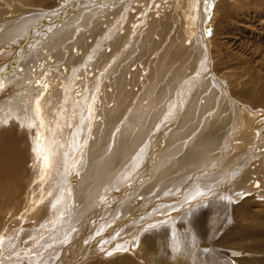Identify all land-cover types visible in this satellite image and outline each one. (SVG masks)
Returning <instances> with one entry per match:
<instances>
[{"label":"rangeland","instance_id":"obj_1","mask_svg":"<svg viewBox=\"0 0 264 264\" xmlns=\"http://www.w3.org/2000/svg\"><path fill=\"white\" fill-rule=\"evenodd\" d=\"M71 1L0 0V33L33 15L40 16L34 24L35 31L43 32L38 36L34 33L37 39L29 48L33 54L26 56L24 52L23 57L17 56L7 72L0 74V88L4 89L0 99V264H44V250L53 247L62 237L61 232H65L60 229L61 220L70 219L83 195L77 192L84 186L79 182L80 175L88 167L86 162L82 163L83 154L89 150L90 140L98 142L94 148L99 147L97 136L101 137L105 125H109L103 114L114 99L122 96L119 93L114 97L110 92L115 90V84H109L114 76L109 70L119 59L124 60L118 61V70H127L133 60L130 73L123 76L128 81L125 85L128 87L123 89L131 95L139 94L147 84L149 71L164 74L166 63L181 68L187 56L178 48H193L194 52L198 41L203 36L207 39L202 49L208 68L197 79L208 84L203 87L195 84L182 97L184 102L176 121L170 122L158 141L156 153L147 162L146 171L138 177L144 182L139 190L148 182H152L149 186L152 190L143 196L133 191V186L129 188V207L135 206L139 198L152 197L175 175L172 162L181 158L185 148L177 149L182 140H176V135L168 140L178 128V132H184L192 125L205 132L222 133V128L217 131L216 125L222 127L225 118L233 115L242 118L246 112L248 116L243 120L249 121L251 113L264 112V0H211L209 13L202 18L207 20L204 31L194 19L198 26L193 25V35L187 26L192 9L187 7L189 0H150L146 6L143 0H74L77 2L69 4ZM194 1L191 7H195L197 0ZM108 18L111 19L107 21ZM127 31L133 45L128 49L125 42L118 46V51H113L109 44ZM141 41L148 45L147 53L141 57L139 54L134 60L139 48H143ZM126 48L135 50L127 55ZM99 54H109L110 58L95 68L93 64ZM2 59L0 63L5 62ZM17 99L26 105L14 106ZM190 104L194 106V114L185 117L181 127L179 116L190 109ZM22 106L27 110L21 111ZM144 117L138 114L128 122L137 128L135 124ZM243 122L229 135L241 136L239 133L249 128V123ZM81 124L85 125L82 134ZM195 130L183 141L189 140ZM243 140L237 139L232 144L240 145ZM236 152L232 146L224 157L233 160ZM88 153L93 154L91 150ZM100 153L92 162L100 159ZM220 179L219 176L209 182L211 187L205 191L206 197L186 199L176 212L172 211L174 214L169 212L168 219L143 220L137 225L140 231L135 232L137 239H132L133 229L119 235V241L125 236L130 239L125 249L113 248L104 253L93 249L77 264H264V196L257 195L264 190L244 188L242 191L247 194L234 200L228 197L229 193L222 195L225 186L219 184ZM226 184L228 188L230 182ZM145 206L133 208L124 216L118 214V219L125 222L128 219L130 223L141 217L142 212L147 213L144 209L140 212ZM157 206L153 211L162 207ZM133 241L136 243L132 246Z\"/></svg>","mask_w":264,"mask_h":264},{"label":"bare ground","instance_id":"obj_2","mask_svg":"<svg viewBox=\"0 0 264 264\" xmlns=\"http://www.w3.org/2000/svg\"><path fill=\"white\" fill-rule=\"evenodd\" d=\"M143 1L144 6H146L147 1L150 0ZM193 1L194 0H189L190 5L188 4L187 6L190 7V9L192 8L191 12L189 11L190 9L188 10L190 12V18H188L189 21L187 20V26L188 28H190L189 31L192 35L193 33H195L193 28L198 26L196 25L197 21L199 22V27H202V30L204 31L205 23H207V20L205 18H202L207 15V11L211 6V0H197L195 7L194 5L193 7H191ZM75 2L77 1L73 0L69 4ZM125 3L127 4V1ZM39 19L40 16L36 15L24 17L21 19V21H17L15 24L7 26L0 33V47L5 45L0 52V57L3 58V61H5L3 63H0L1 75H4V73L7 72V70L13 65V62L17 60V56H19V58L23 57L24 52L26 56L33 54L32 49L29 48L31 44L35 42V39H37L35 35H42L43 33L42 32L41 34H39L40 32H37L39 29L35 31L36 28L34 27V24ZM109 19L111 18H108L107 21H109ZM194 19H196L197 21L194 22ZM5 23L8 24L7 21ZM43 25L41 24V26ZM193 25L196 26L194 27ZM208 25H210V23ZM112 30L109 32L110 34L113 33ZM127 34L128 31L125 34H119L116 38H114L113 43H108L109 45H112L113 51H118V46L125 42L128 49L133 45L131 43V40H128ZM189 39H191V37H189ZM194 39L196 41V35ZM206 40V37L203 36L201 38V41H198V44L194 46L196 48V51L194 52L193 48H191L192 50L185 48L181 49V46L178 48V51L180 50L179 52L183 51V53H185L187 56L185 63L181 64L183 65L181 68L178 65L172 67L166 63L164 74H159L158 71H155V73L152 74L148 70V77L145 79H148L147 84L142 88L141 92H138L139 94L135 93L136 95L134 93L133 95H131V92L123 89V87L128 84V79L126 80L127 82H125L123 76L127 73H130L129 67L130 64L133 63V60L128 63L126 67L127 70H118L120 64L117 63L123 61L124 59H119L120 61L117 59L119 62L117 61L115 64H113V66H111V70L109 71H111L114 76L110 72L111 78L112 76L113 78L109 82V84H115V90H110V93L113 94L114 97H116V94L119 93H122V96H120L118 99H114L112 106H109V110H105L103 114L104 118L108 119L109 125H105L104 130L101 133V137L97 136L98 138H100L99 147L94 148L98 142H95V140L91 141L89 139L90 141L87 149L91 150L93 154L89 155V150L86 151L85 154H83V160L85 161H83L82 163L86 162V164H88V167L86 166L85 171L82 172V175H80L82 176V178L79 182H81V184L84 186H81L83 188H79L77 190L78 193L83 192L81 193L83 194V197L80 196V205L79 207L76 206L77 209L75 208L76 211L73 215H71L70 219L68 221L66 220L67 218L64 221L61 220L62 225L60 229L65 230V232H61L62 237L60 238V240H58L56 243H53V247L47 246L48 248L44 250L46 253L42 250L44 252V255H46L45 258L43 257L44 264H56L57 262H59V264H77L86 256L90 255L91 252L96 250L104 253L113 248L122 250L125 249L128 246V242L130 239L125 236L123 238L121 237L119 241V235H123L124 232L127 233L133 229L134 236L132 239L135 240V238L137 237V234L135 232H140L139 228L137 227L139 223L146 219L166 220L169 218V216H171L172 213L174 214L177 211V209L186 199H194V197L196 199H202L206 197L207 194L205 191H208V189L211 187V184L209 182L218 178L219 176L221 178L219 184L223 185V187H226V182H230L229 187H233L232 190L229 187H224V190L222 192L223 196L227 195L226 193H229L228 197L230 199L232 198L235 200L236 198H241L242 194L246 192L245 190L242 191V189L244 188L252 190L256 189L257 187L259 191L261 189L264 190V112L257 114L251 113L252 119L249 118V121L246 120V118L243 120V118L247 115L246 112H244V117H239L240 119L237 118V115H233L232 117L230 116V118L227 119L225 118L224 120H222V127L221 124L216 125V130L219 131L222 128V133H215L213 130L205 132L204 129L202 130L201 128L192 127V125H190L188 128L186 127L187 129L184 128V132H178V129H180L178 128L180 126L179 124H181L182 127L185 123V117H189L191 113L194 114V106L190 104V109L179 116L180 120L178 121L180 122L179 124H177L178 129L174 133H171L172 135L168 140H172V137L176 135V137H174L176 140H182V142L180 141L181 143L180 145H178L177 149L185 148V151L181 158H179L177 161L174 160L172 162V169L175 172V175L171 178L170 182L165 184V186H163L152 197H146L145 199L139 198L136 201L137 203L135 206L131 205L129 207V205L127 204V202H129L128 199L130 198V195H128L130 191L129 188H131L132 186L133 191L137 190V192H139V194L143 196L147 194V192H150L152 190L149 188L150 183L152 184V182H148L147 185H144L143 188L139 190L143 185V180L140 181L138 177L141 174L140 172L146 171L147 162L150 160V156L156 153L159 144L158 141L161 140L162 134L166 132V128L169 124H171L170 122L176 119L175 116H178L177 112L182 108L184 102V100H182V97H184L185 93L191 89V86L195 84H200V87L207 86L206 83L208 81H203V83L201 84L199 80L200 78H202L201 76H203L206 72L205 71L203 74V70H207L208 68L205 65V58L203 56L205 50L203 51L202 49L203 44L205 45L206 43ZM145 41H147L146 38ZM145 41H141L143 48H139L137 56L133 58L134 60L138 59L139 54L141 57L144 53H147L148 45L145 43ZM197 46L200 47V49H197ZM128 49L126 48L127 55H130V53L135 50L132 49L131 51H128ZM117 53L118 52H115V54ZM6 54L8 56L5 58L3 55ZM175 57H177L176 53ZM109 58V54L106 56H102L99 54L93 66L95 65V68H97V66L104 64V61L109 60ZM141 61L140 63L144 65L145 61ZM185 70H188V72L185 73ZM6 80L7 79L2 81L6 82ZM125 87L127 88L128 86ZM3 90H1L0 88V99L3 97V95H1L3 94L1 93ZM223 98L224 97H222V100ZM127 100H130V102L127 103ZM14 102L15 101L12 102L13 105ZM16 105L26 104L25 101H18L17 99L14 106ZM0 108H2L1 105ZM21 108V111L27 110V107L25 106H22ZM2 111L4 112V110ZM188 111L190 112L188 113ZM138 114H143L145 115V117L142 118L141 121H137L138 123L136 122L137 124L135 125L137 126V128H132L133 124H130V118L137 116ZM128 120L130 122H128ZM246 121L249 123V125H247L249 128H246L247 130L240 132L239 134H241V136L233 137V135L236 134L229 135V132L232 133V130L239 129V123H246ZM254 121L255 123L256 121L258 122L256 123V126L252 125L254 124ZM85 125L81 124L79 131L80 133L84 131ZM194 129H196V132L189 140L184 142L183 140L185 139V137L189 135ZM237 139L244 140L243 142L241 141L240 145H234L235 143L232 144ZM232 146H235L238 152L234 153L236 155L234 156L235 158H233V160H231V157V159L226 160V157H224V155L227 154L229 150H232ZM98 153H100V159L92 162V158L95 159ZM69 154L72 155L71 153H68V155ZM69 156L67 157V159L69 158ZM190 158H193V160H191ZM233 162L234 164H236V167H234V169L232 168ZM188 164L191 165L188 166ZM152 170L154 171L155 169L152 168ZM212 170L215 172H211ZM167 188L170 189L167 193L164 194L163 191ZM133 191L131 192L133 193ZM230 191L232 192L230 193ZM257 195L264 196V192H261V194L259 193ZM167 202L170 203L166 205ZM145 203L147 204V207H141L140 212H142V210L144 209V211H146L147 213L144 214L142 212L141 217L137 215L138 219H134V221H132V219V222L130 221V223L128 219H125L126 222H128V225L125 226L126 222L124 220H121L123 218L118 219V216L120 214L124 216V214L126 215L127 213H130L133 208H137L141 205H146ZM157 205H162V207L158 210L153 211V209H155ZM169 212L171 214H169ZM112 221L113 225H109L108 223L111 224ZM61 240L63 241L59 243V241ZM135 243L136 241H133L132 246ZM40 258L41 257H39V259Z\"/></svg>","mask_w":264,"mask_h":264},{"label":"snow or ice","instance_id":"obj_3","mask_svg":"<svg viewBox=\"0 0 264 264\" xmlns=\"http://www.w3.org/2000/svg\"><path fill=\"white\" fill-rule=\"evenodd\" d=\"M110 254V253H109Z\"/></svg>","mask_w":264,"mask_h":264}]
</instances>
